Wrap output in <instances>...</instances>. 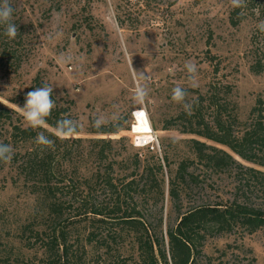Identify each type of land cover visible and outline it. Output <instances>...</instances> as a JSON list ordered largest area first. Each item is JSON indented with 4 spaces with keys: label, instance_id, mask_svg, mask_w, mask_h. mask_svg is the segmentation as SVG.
Masks as SVG:
<instances>
[{
    "label": "rangeland",
    "instance_id": "1",
    "mask_svg": "<svg viewBox=\"0 0 264 264\" xmlns=\"http://www.w3.org/2000/svg\"><path fill=\"white\" fill-rule=\"evenodd\" d=\"M57 5L60 10L49 11ZM11 6L14 20L25 27L27 53L17 72L0 67V104L22 117L24 128L30 126L21 108L11 101L24 96L40 74L63 109L73 103L71 113L81 133L60 138L121 140L114 146L111 159L121 162L138 155L153 164L156 155L167 176L181 160L193 159L190 140L214 145L176 129L163 130L167 121L188 112L172 99L174 87L186 90L185 101L191 106L200 95L206 97L210 88L218 90L219 99H223L228 87L230 107H237L243 122L259 99L264 102V72L252 70L257 58L255 37L258 35L260 47L264 41V20L249 17L234 26L233 0H11ZM189 61L197 67L195 87L184 68ZM136 83L146 86L149 93L143 105L133 102ZM207 107V102L199 106L204 114H211ZM99 116L105 118L102 126L120 124L123 130L117 135L90 134ZM13 119L16 124L17 116ZM46 130L53 132L49 127ZM10 131L7 124L0 125V143L11 141ZM11 148L12 155L18 151L13 145ZM92 150L93 145L85 142L74 147L70 161L61 158L60 166L68 179L81 181L96 171L99 165L90 157ZM166 155L170 168L164 163ZM131 168V163L127 168L118 165L115 175L122 178ZM191 171L200 175L204 170L195 164ZM239 173L234 170L215 175L208 183L225 200L232 201L237 189L249 179ZM249 182V200H243L264 208V190L256 193ZM146 211L148 222L158 234L157 214L149 207ZM163 218L164 233L178 222L168 197ZM88 227L77 218L49 221L16 167L8 162L0 168V264H64L45 248L56 229L67 237L71 264H142L132 235L125 242L114 243L108 251L85 242ZM43 231L46 234L37 235ZM194 260L195 264H264V230L250 235L237 229L232 234L208 238Z\"/></svg>",
    "mask_w": 264,
    "mask_h": 264
},
{
    "label": "trees",
    "instance_id": "2",
    "mask_svg": "<svg viewBox=\"0 0 264 264\" xmlns=\"http://www.w3.org/2000/svg\"><path fill=\"white\" fill-rule=\"evenodd\" d=\"M5 2L11 5V0ZM50 10L58 11L60 6ZM249 17L264 20V0H242L240 6L234 7L231 22L237 26ZM12 22L17 26L14 39L5 36L0 26V67L17 72L26 60L25 27L19 26L20 20H14V15ZM261 44L260 47L257 35L254 41V56L257 58L252 69L257 73L264 72L263 40ZM43 84L48 85L38 74L27 92ZM225 89L223 99H219L221 93L210 88L206 97L199 96L190 111L167 121L163 130L176 129L181 134L195 136L215 145L190 140L188 145L193 159L188 157L181 160L175 171L170 170L167 176L156 155L152 157L153 164L143 161L138 155L123 158L121 162L115 157L111 159L114 146L121 144V140L64 139L57 136L55 124L58 120L70 118L77 123V118L71 113L73 103L68 109H63L54 93L56 107L47 121L53 132L24 128L22 117L0 104V125L7 124L11 128V141L3 144L13 145L18 150L11 160L0 161V168L4 169L8 162L16 167L18 176L23 178L49 221L77 218L87 222L89 227L85 242L88 245L110 251L114 243L125 242L132 235L142 264H195L194 257L208 238L232 234L237 229H243L250 235L264 230V208L247 201L250 180L254 185L253 190H264V102L259 99L247 121L243 122L238 117L237 107H230L232 103L227 96L231 91L228 87ZM25 95L11 103L23 107ZM203 102H207V110L211 114H204L203 109L199 108ZM14 116H17L16 124L13 122ZM122 130L120 124L99 128L92 124L89 133L117 135ZM41 131L53 141L52 146L35 143V137ZM80 133L77 123V131L71 136ZM85 142L93 145L90 157L95 158L99 167L89 177L79 179L81 181L68 179L67 173L61 169V158L70 161L74 147ZM235 157L252 166L243 165ZM128 163H131L132 171L118 178L115 167L122 165V168H127ZM164 163L170 168L167 155ZM195 164H200L204 170L200 175L191 171ZM234 170L240 171L239 176L247 175L249 179L246 185L237 189L232 201L225 200L212 184L209 185L208 179ZM203 173L205 177H202ZM166 197L178 215V222L176 226H169L164 233ZM148 207L157 214L158 234L153 231L145 215ZM40 234L46 233L43 231L37 235ZM45 248L50 254L54 252L60 261L64 260V264H71L70 248L64 232L53 230Z\"/></svg>",
    "mask_w": 264,
    "mask_h": 264
},
{
    "label": "clouds",
    "instance_id": "3",
    "mask_svg": "<svg viewBox=\"0 0 264 264\" xmlns=\"http://www.w3.org/2000/svg\"><path fill=\"white\" fill-rule=\"evenodd\" d=\"M235 6H240V0H233ZM13 8L5 0H0V26L4 29V35L9 39H14L17 35V26L12 22ZM264 31V25L261 26ZM184 68L189 74L188 78L192 82V86H196L195 73L197 67L192 62H185ZM133 72H135L133 70ZM186 90L182 87H174L172 89V99L180 102L186 111L191 110V104L185 101ZM149 93L147 87L136 83L133 91L134 104L143 105ZM56 104L53 99V88L49 85L43 84L39 87L33 88L25 95V102L21 111L23 118L27 124L33 129H46L49 127L48 118L51 116ZM105 123L103 116L97 117L93 121L94 127H101ZM56 135L59 137H67L73 135L77 131V123L70 119H60L55 124ZM35 143L41 146L50 147L53 141L44 134L43 131L38 132L35 137ZM12 158V148L8 144L0 143V161H9Z\"/></svg>",
    "mask_w": 264,
    "mask_h": 264
}]
</instances>
